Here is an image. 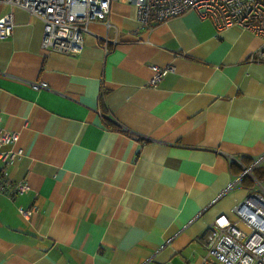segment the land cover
Masks as SVG:
<instances>
[{"label": "crops", "instance_id": "obj_1", "mask_svg": "<svg viewBox=\"0 0 264 264\" xmlns=\"http://www.w3.org/2000/svg\"><path fill=\"white\" fill-rule=\"evenodd\" d=\"M9 11L0 131L18 139L0 151L24 152L0 170L29 189L0 191V264H199V235L253 182L224 190L264 153L261 38L195 10L141 27L118 0L72 55L43 49L41 20L0 3ZM152 65L172 68L155 86Z\"/></svg>", "mask_w": 264, "mask_h": 264}, {"label": "built area", "instance_id": "obj_2", "mask_svg": "<svg viewBox=\"0 0 264 264\" xmlns=\"http://www.w3.org/2000/svg\"><path fill=\"white\" fill-rule=\"evenodd\" d=\"M118 0H0L2 4L20 7L41 20L43 35L41 46L48 51L75 55L83 47V34L89 24L103 21L111 26L110 7ZM135 7L136 19L141 27L165 21L187 10H195L201 18L212 20L218 29L237 25L261 38L260 46L251 60L264 61V0H122ZM14 26L12 12L0 17V38L8 37ZM137 30H134L136 32ZM148 80L155 86L171 67L152 65ZM34 89L46 88L44 82H32ZM18 139L17 132L1 130L0 146ZM23 148L0 151V161L9 163L15 155L23 154ZM264 153L244 168L227 191L248 174L252 186L248 193L231 208V215L220 214L199 235L205 248L199 264H264ZM263 167L261 179L253 170ZM6 173L0 170V191L21 194L29 189L25 180L11 183ZM11 193V194H12ZM26 213H29L27 211Z\"/></svg>", "mask_w": 264, "mask_h": 264}, {"label": "trees", "instance_id": "obj_3", "mask_svg": "<svg viewBox=\"0 0 264 264\" xmlns=\"http://www.w3.org/2000/svg\"><path fill=\"white\" fill-rule=\"evenodd\" d=\"M255 169H256V168H255ZM255 169H254V174H255V176L258 178L260 175L258 176L257 173H255ZM256 170H257V169H256ZM246 177H247V176H244V177H243L244 181H245V180H248V178H249L250 182H252V180L250 179L249 176L247 177V179H245ZM243 179H242V180H243Z\"/></svg>", "mask_w": 264, "mask_h": 264}, {"label": "rangeland", "instance_id": "obj_4", "mask_svg": "<svg viewBox=\"0 0 264 264\" xmlns=\"http://www.w3.org/2000/svg\"><path fill=\"white\" fill-rule=\"evenodd\" d=\"M191 263V262H190ZM191 264H193V263H191Z\"/></svg>", "mask_w": 264, "mask_h": 264}]
</instances>
